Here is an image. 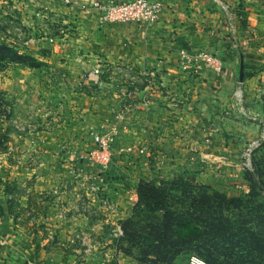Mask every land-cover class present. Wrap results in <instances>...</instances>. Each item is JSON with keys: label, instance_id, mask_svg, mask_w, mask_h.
Masks as SVG:
<instances>
[{"label": "rangeland", "instance_id": "rangeland-1", "mask_svg": "<svg viewBox=\"0 0 264 264\" xmlns=\"http://www.w3.org/2000/svg\"><path fill=\"white\" fill-rule=\"evenodd\" d=\"M18 3L0 0V45L22 57L16 61L10 54L0 62V225H9L0 241L10 234L20 250L13 254L17 261L120 264V256H128L135 264H189L197 255L207 264H264V0H259L258 35L252 40L255 54L243 58L248 82L237 101L248 128L231 135L242 146L239 161L247 182L242 189L166 177L176 169L160 164L158 145L142 133L143 125L134 136L131 130L139 122L121 111L114 125L110 119L102 126L94 117L95 90L67 83V71L50 55L23 50L33 48L27 44L32 16L23 31L15 19ZM233 41V48L247 52L246 41L237 46ZM95 132L113 138L112 161L104 168L97 160ZM179 137L187 142L185 135ZM172 138V147L178 146L179 139ZM181 144L187 149L192 143ZM194 145L205 149L200 140ZM183 159L173 158L178 169ZM118 179L121 188L133 186L128 212L111 191L119 190L113 184ZM143 182L157 188L158 199L139 191ZM163 214L171 217L167 242L191 250L165 256L157 233ZM77 220L86 224H73Z\"/></svg>", "mask_w": 264, "mask_h": 264}, {"label": "crops", "instance_id": "crops-1", "mask_svg": "<svg viewBox=\"0 0 264 264\" xmlns=\"http://www.w3.org/2000/svg\"><path fill=\"white\" fill-rule=\"evenodd\" d=\"M33 1L19 0L15 7L16 23L23 31H28L23 28L27 16H37L29 21L28 36L35 37L37 46L23 50L50 55L56 66L67 71V83L95 90L91 94L97 103L94 117L102 126L110 119L114 125L120 111L137 119L139 124L131 130L134 136L143 125L142 133L148 132L149 141L158 145L155 158L176 169L166 177L201 179L214 185L234 183V189L247 185L239 161L242 146L231 135L248 128L237 101L248 82L243 58L255 54L252 40L258 35L259 0H148L160 2L161 11L156 21L142 23L102 22L100 11L93 8L98 0ZM44 34L56 42L49 43L42 38ZM232 38L235 46L246 41L247 52L233 48ZM201 53L226 54L221 72L203 60ZM195 130L200 134L188 139ZM180 135L192 143L187 149ZM172 137L175 142L179 139L178 146L172 147ZM199 140L205 147L202 152L193 147ZM168 147L177 151L171 154ZM180 156L184 159L178 169L173 158ZM121 182L114 181V187L120 188L111 191L121 197V206L128 212L133 186L121 188ZM7 230L8 223L0 225V234ZM7 235L5 242L0 241V264H22L14 256L20 250ZM120 264L135 262L120 256Z\"/></svg>", "mask_w": 264, "mask_h": 264}, {"label": "built area", "instance_id": "built-area-1", "mask_svg": "<svg viewBox=\"0 0 264 264\" xmlns=\"http://www.w3.org/2000/svg\"><path fill=\"white\" fill-rule=\"evenodd\" d=\"M29 2L33 3V0H28ZM161 3L160 2H150L148 0H134V1H121V2H113V3H105L101 0L95 1L93 3V8L100 11V18L102 22H154L156 21L160 11H161ZM231 13H229L230 19ZM32 19L34 20V16L32 15ZM37 17V16H35ZM43 19H47L45 15H42ZM36 19V18H35ZM232 26V24H231ZM44 30H46L44 28ZM43 39H46L49 43L54 44L56 39L54 37H50L47 35H42ZM35 37H30L27 44L30 46H37V42L35 41ZM246 45L247 43L244 42ZM244 45V46H245ZM30 48V47H29ZM243 48V47H242ZM244 49V48H243ZM239 48V51L243 52ZM203 60L207 61L210 65L214 64L216 70L221 72V66L224 59L222 54H215L210 55L206 53H201ZM245 64V63H244ZM93 141L97 145V160L98 163L104 168L106 165L112 161V141L113 138L108 133L105 134L103 132H95L93 133ZM250 153L248 154L246 161H250L249 157ZM245 156V155H244ZM2 238V237H1ZM189 264H207L202 258L198 257L197 255H191L189 259Z\"/></svg>", "mask_w": 264, "mask_h": 264}, {"label": "trees", "instance_id": "trees-1", "mask_svg": "<svg viewBox=\"0 0 264 264\" xmlns=\"http://www.w3.org/2000/svg\"><path fill=\"white\" fill-rule=\"evenodd\" d=\"M10 54L14 55V57L16 58V61L22 59V57L19 55V53H16L9 46L0 45V62L3 60H6V59H11L9 57ZM252 186H253L252 187L253 189H256V188H254L255 187L254 184ZM139 191H141L144 196H147L151 200H156V199H154V197L157 198V196H156L158 193L157 188L149 185L148 183L143 182L142 185L139 187ZM200 203H202V202H200ZM203 206L206 207V204L203 203ZM162 219H163V222L161 223L162 228H160L157 233L159 234L158 238L161 242L159 247L161 249H163V253L165 254V256H168V255L172 256L173 254L175 255V252L179 254V253H183V252H187L188 250H191V247H189L188 245H185V244L179 245V244L167 242L165 236L168 232V228H169L168 224L171 220V217L167 214H163Z\"/></svg>", "mask_w": 264, "mask_h": 264}]
</instances>
